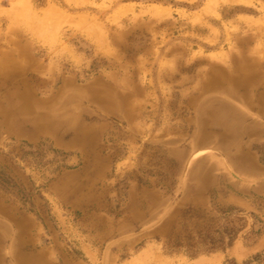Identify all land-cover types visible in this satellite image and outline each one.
Returning <instances> with one entry per match:
<instances>
[{
  "label": "rangeland",
  "instance_id": "obj_1",
  "mask_svg": "<svg viewBox=\"0 0 264 264\" xmlns=\"http://www.w3.org/2000/svg\"><path fill=\"white\" fill-rule=\"evenodd\" d=\"M230 262L264 264V0H0V264Z\"/></svg>",
  "mask_w": 264,
  "mask_h": 264
},
{
  "label": "crops",
  "instance_id": "obj_2",
  "mask_svg": "<svg viewBox=\"0 0 264 264\" xmlns=\"http://www.w3.org/2000/svg\"><path fill=\"white\" fill-rule=\"evenodd\" d=\"M252 166H256V164H254L253 162L252 163H250L249 165H247V169H252V168H254V167H252Z\"/></svg>",
  "mask_w": 264,
  "mask_h": 264
},
{
  "label": "trees",
  "instance_id": "obj_3",
  "mask_svg": "<svg viewBox=\"0 0 264 264\" xmlns=\"http://www.w3.org/2000/svg\"><path fill=\"white\" fill-rule=\"evenodd\" d=\"M258 258V255L255 256V259ZM230 264H236L235 262H230Z\"/></svg>",
  "mask_w": 264,
  "mask_h": 264
}]
</instances>
